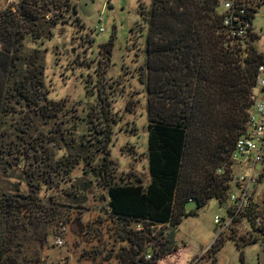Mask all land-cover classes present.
<instances>
[{"label":"trees","instance_id":"16d2710c","mask_svg":"<svg viewBox=\"0 0 264 264\" xmlns=\"http://www.w3.org/2000/svg\"><path fill=\"white\" fill-rule=\"evenodd\" d=\"M44 1L24 0L17 6L28 28L38 19V9L46 10ZM4 16L0 13L4 50L0 51V168L9 175L20 170L29 189L0 182V264H26V249L36 254L47 240L38 226L55 219L59 204L53 195L44 199L40 187L52 182V175L57 183L70 180L68 167L80 163L81 151L66 158L48 151L46 144L58 142L57 134L69 128L70 119L65 116L54 120L47 132L36 133L34 117L45 119L44 126L69 110L63 101L51 99L44 87L43 50L32 47L22 56L25 37L20 41L16 32L7 31ZM141 16L147 27V72L142 67L139 80L147 92L149 181L140 176L114 178V161L108 157L112 118L104 109L101 114L106 121L101 129L90 127L95 136L104 134L97 147L102 157L98 163L92 159L84 163L106 188L108 213L121 225V237L129 245L128 263L157 264L177 248L176 226L195 213V209L187 210L188 202H194L197 209L211 199L220 205L228 199L233 176L229 156L247 128L264 49L246 38L228 35L219 0H151L149 7L141 2ZM108 44L112 45V39ZM97 95L98 101L101 94ZM91 122L88 119L87 124ZM78 139L73 136L67 141L71 147L78 142L83 145ZM75 188L68 196L77 197ZM227 212H232V206ZM139 221L170 226L156 253L146 249V236L132 227ZM148 253L152 261L145 259ZM32 258L27 264H32Z\"/></svg>","mask_w":264,"mask_h":264},{"label":"rangeland","instance_id":"374dc122","mask_svg":"<svg viewBox=\"0 0 264 264\" xmlns=\"http://www.w3.org/2000/svg\"><path fill=\"white\" fill-rule=\"evenodd\" d=\"M23 1L0 0L4 27L16 32L20 41L25 37L20 46L22 56H27L32 47L43 50L44 87L49 90L51 99L63 101L64 109L69 110L65 115L58 113L44 126L45 119L34 117L33 122L38 126L36 133L40 129L47 132L54 120L65 116L70 119L69 128L57 134L58 142L46 144L48 151L56 158L81 151L80 163L68 167L70 180L57 183L52 175V182L41 185L39 193L44 199L53 195L59 202L58 209L52 222L37 228L38 232L47 234L46 243L36 254L27 248L24 260L30 263L28 259L33 257L32 264H129V245L121 237V225L108 213L106 188L84 162L92 159V163L93 160L98 163L102 157L97 147L102 144L98 140L104 134L95 136L93 128L101 129L106 121L101 114L104 109L112 118L108 157L114 161L111 167L114 178L122 181L140 176L145 182L149 181L147 92L146 84L139 79L142 67L147 72L144 53L147 27L141 16V2L149 7L151 0H35L44 1L46 10L38 9V19L30 28L17 12V6ZM252 1L246 3L251 6ZM251 19L256 30L264 31V5L258 7ZM101 25L103 31H99ZM40 30H44L41 35ZM111 39L112 45H109ZM246 40L259 50L264 49L260 39L249 37ZM0 51H4L1 41ZM98 93L101 98L97 101ZM88 119H92L93 126L87 124ZM73 136L84 144L78 142L71 147L67 140ZM1 169L0 182L5 186H18L22 191L29 189L20 170L14 169L9 175ZM233 170L226 203L220 205L216 199H211L196 209L194 202H188L187 210L195 209V213L183 217L176 226L177 248L160 258L157 264H264V235L252 222L239 216L220 232L221 227L213 221L215 215L222 219L229 216L227 207L233 205L229 195L237 191L234 176L238 171ZM255 170L256 177L260 175L251 196L263 206L262 163H258ZM74 188L77 197L68 196ZM75 219L84 226L80 234ZM132 227L146 236V249H153L155 253L170 231L169 225H144L141 221L134 222ZM28 232L31 233L30 227ZM140 235H136V240ZM57 238L61 244L57 243ZM145 257L152 261L149 253Z\"/></svg>","mask_w":264,"mask_h":264},{"label":"built area","instance_id":"2783aa9c","mask_svg":"<svg viewBox=\"0 0 264 264\" xmlns=\"http://www.w3.org/2000/svg\"><path fill=\"white\" fill-rule=\"evenodd\" d=\"M219 1L223 10V24L230 37L239 40L255 36L254 38L264 43V31L256 30L251 19V16L257 13L258 7L264 5V0H253L251 6L250 3H246L248 0ZM99 19L102 20L103 15ZM99 31H103L102 25ZM254 90L256 93L253 92L252 95L253 102L247 128L236 140L234 150L229 156L232 171L233 169L238 171L234 176L237 191L229 195L230 201L233 202L232 212L227 219L215 215L213 220L215 225L221 227L220 232L229 227L233 220L242 216L264 235V205L260 206L251 196L258 180L255 167L258 163L264 162V63L258 66ZM56 241L61 244L58 238Z\"/></svg>","mask_w":264,"mask_h":264},{"label":"water","instance_id":"95a60500","mask_svg":"<svg viewBox=\"0 0 264 264\" xmlns=\"http://www.w3.org/2000/svg\"><path fill=\"white\" fill-rule=\"evenodd\" d=\"M254 93H256V90H254ZM75 222L77 223L78 231H79V234H80L82 232L84 226L82 225V223L78 219H75Z\"/></svg>","mask_w":264,"mask_h":264},{"label":"crops","instance_id":"0c3cea01","mask_svg":"<svg viewBox=\"0 0 264 264\" xmlns=\"http://www.w3.org/2000/svg\"><path fill=\"white\" fill-rule=\"evenodd\" d=\"M262 165L264 166V162L262 163ZM260 174H258V176H259ZM256 189V184L254 185V187H253V189H252V192L254 191ZM252 192H251V194H252ZM253 197V196H252ZM254 198V197H253ZM255 200V199H254ZM214 230H216V228L214 229Z\"/></svg>","mask_w":264,"mask_h":264}]
</instances>
